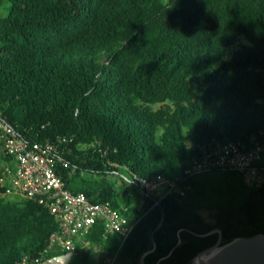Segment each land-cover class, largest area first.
Wrapping results in <instances>:
<instances>
[{
	"label": "trees",
	"instance_id": "trees-1",
	"mask_svg": "<svg viewBox=\"0 0 264 264\" xmlns=\"http://www.w3.org/2000/svg\"><path fill=\"white\" fill-rule=\"evenodd\" d=\"M0 120L56 147L70 193L137 221L122 245L97 222L68 264L116 253L192 264L216 243L213 229L222 244L264 235V187L238 173L190 177L160 200L140 188L182 175L217 143L264 141V0H0ZM56 230L37 199L0 195V264L65 254L48 248Z\"/></svg>",
	"mask_w": 264,
	"mask_h": 264
},
{
	"label": "built area",
	"instance_id": "built-area-1",
	"mask_svg": "<svg viewBox=\"0 0 264 264\" xmlns=\"http://www.w3.org/2000/svg\"><path fill=\"white\" fill-rule=\"evenodd\" d=\"M252 141L251 149L238 142L217 143L204 149L182 175H155L141 180L140 188L160 200L178 192L180 184L188 178L214 170L238 173L245 185L264 187V141ZM0 150L11 159L0 177V190L5 189L0 195L19 193L25 199H37L47 208L57 222V230L49 238L50 250L75 255L77 245L89 248L85 237L99 221L105 235L119 234L121 245L127 239L137 221L127 219L107 204L90 202L83 193H70L54 170L53 144H29L0 120ZM42 263L49 264L48 260Z\"/></svg>",
	"mask_w": 264,
	"mask_h": 264
},
{
	"label": "water",
	"instance_id": "water-1",
	"mask_svg": "<svg viewBox=\"0 0 264 264\" xmlns=\"http://www.w3.org/2000/svg\"><path fill=\"white\" fill-rule=\"evenodd\" d=\"M156 230L151 235V241H153V234ZM214 233L218 234L216 243L198 253L192 260V264H264L263 234L237 237L228 243L222 244L221 231L219 229H213L205 235ZM178 244H180V241ZM154 247L155 245H153ZM146 254L142 255L141 264H143ZM69 256V254H63L52 257L48 259V262L49 264H68ZM198 261L199 263H196Z\"/></svg>",
	"mask_w": 264,
	"mask_h": 264
},
{
	"label": "rangeland",
	"instance_id": "rangeland-1",
	"mask_svg": "<svg viewBox=\"0 0 264 264\" xmlns=\"http://www.w3.org/2000/svg\"><path fill=\"white\" fill-rule=\"evenodd\" d=\"M163 107L162 104H157V105H153L151 106V108L153 110H158L159 108ZM1 156H3V153L0 152V167L4 166L5 162L1 160ZM108 181L114 180V178H112V176H109ZM4 199L6 201H12V202H17L22 204L25 200V198H23L19 193H7L6 195H4ZM200 215L203 217L204 220H206L209 223H213V218H212V214L213 212L211 211H207V210H201ZM110 262H112L111 264H133L131 263V261L124 259L122 256L120 255H114L113 257L109 258V261L107 262V264H110ZM40 264H47V263H40Z\"/></svg>",
	"mask_w": 264,
	"mask_h": 264
},
{
	"label": "bare ground",
	"instance_id": "bare-ground-1",
	"mask_svg": "<svg viewBox=\"0 0 264 264\" xmlns=\"http://www.w3.org/2000/svg\"><path fill=\"white\" fill-rule=\"evenodd\" d=\"M196 263H199V261H198V262H196Z\"/></svg>",
	"mask_w": 264,
	"mask_h": 264
}]
</instances>
